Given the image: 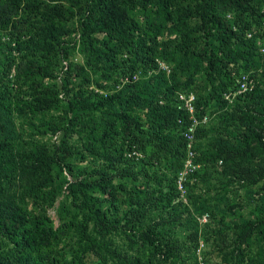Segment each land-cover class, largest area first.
Returning a JSON list of instances; mask_svg holds the SVG:
<instances>
[{
    "label": "trees",
    "instance_id": "16d2710c",
    "mask_svg": "<svg viewBox=\"0 0 264 264\" xmlns=\"http://www.w3.org/2000/svg\"><path fill=\"white\" fill-rule=\"evenodd\" d=\"M244 74L254 89L228 101ZM180 93L209 119L187 202ZM263 130L264 0H0V264H199L197 216L219 213L212 264H264Z\"/></svg>",
    "mask_w": 264,
    "mask_h": 264
},
{
    "label": "rangeland",
    "instance_id": "374dc122",
    "mask_svg": "<svg viewBox=\"0 0 264 264\" xmlns=\"http://www.w3.org/2000/svg\"><path fill=\"white\" fill-rule=\"evenodd\" d=\"M72 59L77 61V62H83V58L82 56L78 53V50L75 52V54L72 56ZM59 114V112H52L51 114H49L48 116H41L35 123V125L37 126H41V125H48L50 123V121L52 120V117H54V115ZM17 128L19 130L20 133L23 134L24 139L28 140H39L41 142L44 143H48L49 145H53L54 143L58 142V136H54L49 128V126H42L40 128V133H34L31 134L32 130L34 129L32 124H29V121H25L24 118H16L15 120ZM35 131V130H34ZM31 137V139H30ZM263 138H264V130H263ZM76 163L80 166L83 167L84 164H81V161L75 160ZM264 185V183L262 184ZM209 187V188H208ZM261 188V186L257 187L256 190H259ZM210 190L212 191V193H210L211 195H213L215 193L214 188L211 185H202L200 187V189L198 190V192L196 193L198 198H208L207 195ZM66 196H62L60 198V200L57 202L56 206L52 209L49 210V214L52 218V220L54 221L55 227H58L61 224V214L63 213V208H65V205L67 203V198H65ZM210 198V197H209ZM208 198V199H209ZM192 211L195 212V208L192 207ZM195 214V213H193ZM209 215V214H208ZM216 217L218 218L216 221L212 220L213 216H208V222L205 224H201L200 219L202 217L197 216V220L200 226V239H199V243L197 248L200 246V244L202 242H204L205 246L202 250L203 255L205 256V259L207 261L206 264H212L215 262H218V258H217V253L214 252V250L211 248L210 245H207L205 240H204V236L202 235V232H206V234H208L209 232H213V236L216 235V233L220 230L221 225H220V219L222 217V215L219 213L218 215H216ZM186 219L188 217H185ZM233 217H228L227 220L231 221ZM185 219V220H186ZM178 232L179 234L181 233V235L183 237H186V227L184 229V227L178 228ZM175 237V236H174ZM208 256H206V254ZM208 257V259H207ZM82 264H98L97 260L94 257H88L84 260V262ZM164 264H174L172 261H168Z\"/></svg>",
    "mask_w": 264,
    "mask_h": 264
},
{
    "label": "built area",
    "instance_id": "2783aa9c",
    "mask_svg": "<svg viewBox=\"0 0 264 264\" xmlns=\"http://www.w3.org/2000/svg\"><path fill=\"white\" fill-rule=\"evenodd\" d=\"M160 67L162 70H165L168 73L171 72L170 67L163 62H160ZM136 79L137 77L135 76L134 80ZM238 84H239V89L236 92L226 94V99L228 101L233 102V99L237 95H242L251 92L255 86V82L252 78H250L249 74L242 75V77L238 81ZM178 101L180 102L179 108L187 111L190 114L192 120L190 127L184 133V137L188 142V157L185 163V167L178 177V190L180 195L179 200L187 202L188 190L186 187V182L188 180V176L201 167L200 164H197L195 162V158H196V153L194 151L195 133L199 128V126L206 124L209 119L207 116H205L202 120L199 117H197L196 115L197 110L195 106L196 96L194 93H189V94L180 93L178 96ZM208 216H209L208 214L202 216V218L200 219L201 224H205L208 222ZM204 246L205 244L204 242H202L196 250V255L199 264H206L204 255L202 253Z\"/></svg>",
    "mask_w": 264,
    "mask_h": 264
}]
</instances>
